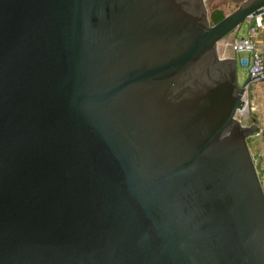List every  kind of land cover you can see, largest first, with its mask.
Here are the masks:
<instances>
[{
	"label": "water",
	"instance_id": "obj_1",
	"mask_svg": "<svg viewBox=\"0 0 264 264\" xmlns=\"http://www.w3.org/2000/svg\"><path fill=\"white\" fill-rule=\"evenodd\" d=\"M205 1L0 0V264H264L216 49L264 0Z\"/></svg>",
	"mask_w": 264,
	"mask_h": 264
},
{
	"label": "built area",
	"instance_id": "obj_2",
	"mask_svg": "<svg viewBox=\"0 0 264 264\" xmlns=\"http://www.w3.org/2000/svg\"><path fill=\"white\" fill-rule=\"evenodd\" d=\"M245 20L249 23L247 34L241 37L237 36L240 29L239 24L234 30L218 40L216 49L220 59H234L236 67L239 64L247 69V79L239 86L243 88L242 101L244 102L241 108L236 109L234 118L244 126L251 124L258 126L252 120L254 108L250 95V85L264 80V7L260 13L249 15ZM257 128L259 130V127ZM253 160L260 177L261 189L264 193V163L262 160L258 161L255 156H253Z\"/></svg>",
	"mask_w": 264,
	"mask_h": 264
},
{
	"label": "rangeland",
	"instance_id": "obj_3",
	"mask_svg": "<svg viewBox=\"0 0 264 264\" xmlns=\"http://www.w3.org/2000/svg\"><path fill=\"white\" fill-rule=\"evenodd\" d=\"M235 2L234 0H208L205 1L206 8L208 10V17L210 15V12L216 8L222 11L224 15L229 14L232 12L240 3ZM210 20V17H209ZM211 22V21H210ZM213 24V23H211ZM248 21L244 20L240 24V29L237 33L238 37L245 36L248 29ZM236 75H237V84L238 86L242 85L246 79H247V69L245 67H242L241 65L237 64L236 67ZM250 95L253 100V112H259L260 114L257 116L260 119L261 125H264V80L254 82L250 85ZM255 117V116H254ZM254 138H250L247 140V144L250 150V153L252 156H255L258 161H261L264 159V155H258L255 152H258V149L255 150V141Z\"/></svg>",
	"mask_w": 264,
	"mask_h": 264
},
{
	"label": "crops",
	"instance_id": "obj_4",
	"mask_svg": "<svg viewBox=\"0 0 264 264\" xmlns=\"http://www.w3.org/2000/svg\"><path fill=\"white\" fill-rule=\"evenodd\" d=\"M262 113H264V112H262ZM259 114H260L259 112H254L252 114V120L258 124L259 130L257 128V130H258V131L256 130L257 133L253 134L251 139L254 138L253 140L255 141L254 143L256 146L255 150L258 149V152H255V153L263 156L264 155V125H261V122L259 119L260 117L259 118L257 117ZM262 162L264 163V159L262 160Z\"/></svg>",
	"mask_w": 264,
	"mask_h": 264
},
{
	"label": "trees",
	"instance_id": "obj_5",
	"mask_svg": "<svg viewBox=\"0 0 264 264\" xmlns=\"http://www.w3.org/2000/svg\"><path fill=\"white\" fill-rule=\"evenodd\" d=\"M224 13H222L221 10L214 8L211 12H210V21L211 23L215 24L217 23L219 20H221L224 17Z\"/></svg>",
	"mask_w": 264,
	"mask_h": 264
},
{
	"label": "flooded vegetation",
	"instance_id": "obj_6",
	"mask_svg": "<svg viewBox=\"0 0 264 264\" xmlns=\"http://www.w3.org/2000/svg\"><path fill=\"white\" fill-rule=\"evenodd\" d=\"M236 1H239V0H236ZM249 139H250V137H249Z\"/></svg>",
	"mask_w": 264,
	"mask_h": 264
}]
</instances>
